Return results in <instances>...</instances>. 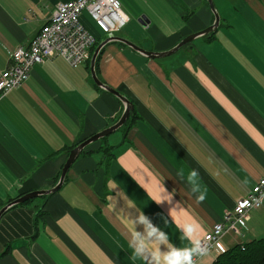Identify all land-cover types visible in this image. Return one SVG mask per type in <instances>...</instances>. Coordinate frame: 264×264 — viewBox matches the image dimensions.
<instances>
[{
  "label": "crops",
  "instance_id": "obj_1",
  "mask_svg": "<svg viewBox=\"0 0 264 264\" xmlns=\"http://www.w3.org/2000/svg\"><path fill=\"white\" fill-rule=\"evenodd\" d=\"M65 1L0 0V72ZM121 2L130 21L115 36L150 51H167L215 21L207 0ZM214 4L219 28L171 55L151 58L118 40L104 46L97 75L132 100L136 118L87 146L58 191L4 213L0 264H133L131 224L141 212L171 244L187 246L177 223L198 222L202 239L264 175V0ZM82 19L106 39L86 12ZM123 111L122 100L93 80L90 61L73 67L56 56L35 65L0 96V208L54 187L65 150ZM193 170L202 202L187 181ZM162 186L169 201H151ZM241 231L223 233L225 250L264 237V204ZM218 256L209 250L194 264Z\"/></svg>",
  "mask_w": 264,
  "mask_h": 264
},
{
  "label": "built area",
  "instance_id": "obj_2",
  "mask_svg": "<svg viewBox=\"0 0 264 264\" xmlns=\"http://www.w3.org/2000/svg\"><path fill=\"white\" fill-rule=\"evenodd\" d=\"M86 12L96 27L105 36H115L130 21L122 8L121 0H68L56 5L49 20L42 26L28 47H17L8 68L0 72V96L23 84L35 65L48 58L63 57L71 66L77 67L90 59V49L96 42L82 20ZM264 204V175L251 187L249 193L237 201L224 214L223 220L215 223L212 230L201 239L208 251L218 255L227 250L221 245V237L227 230L241 235L248 226L251 211ZM245 249V244L241 245ZM198 257H194L196 260Z\"/></svg>",
  "mask_w": 264,
  "mask_h": 264
},
{
  "label": "clouds",
  "instance_id": "obj_3",
  "mask_svg": "<svg viewBox=\"0 0 264 264\" xmlns=\"http://www.w3.org/2000/svg\"><path fill=\"white\" fill-rule=\"evenodd\" d=\"M197 176L198 173L193 170L187 176V181L191 185L192 193L196 194L197 202H202L206 198V193L201 189ZM149 195L151 201L158 204L170 199L164 186L156 195L151 193ZM137 225H143V230L138 231ZM176 227L183 239L188 242L187 246L178 247L171 244L169 235L153 225L143 212L134 218L129 241L133 264H194V257L207 254L208 248L200 238L201 225L198 222L177 223ZM161 246L164 250H161Z\"/></svg>",
  "mask_w": 264,
  "mask_h": 264
},
{
  "label": "water",
  "instance_id": "obj_4",
  "mask_svg": "<svg viewBox=\"0 0 264 264\" xmlns=\"http://www.w3.org/2000/svg\"><path fill=\"white\" fill-rule=\"evenodd\" d=\"M207 2L210 6V9L213 11V13L215 15L214 23L211 26H209L208 28H206L200 32L191 34V35L183 38L176 46H174L173 48H171L167 51H161V52L150 51V50H147L146 48H144L143 46H139V45L135 44L134 42H132L126 38L119 37V36H109L106 39H104L97 46L95 52L93 53V55L91 57V61H90V69H91L92 78L96 82L97 85L102 86L103 88H105L109 92L115 94L118 98H120L122 100V102L124 103V111H123L121 117L119 118V120L116 123H114L110 127H108L106 129L102 130L101 132H98L97 134H94L93 136H90L89 138L83 140L75 148L70 150V152L68 154V158H67V160H66V162L62 168L59 181L57 182V184L54 187L47 189V190H37V191L28 192V193L23 194L22 196L16 198L15 200L9 202L8 204L4 205L0 209V219L2 218L4 213L11 207L19 205L21 203H25L26 201L31 200L35 197L47 196V195H50V194L58 191L62 187V185L64 184L70 167L75 162V160L78 158V156L81 154V152L90 144H92V143L112 134L116 130L120 129L122 126L125 125L127 120L132 117V113L134 111V104H133L132 100L129 97L122 94L116 88H113L109 85H106L104 82H102L100 80V78L97 75L96 61H97L98 55L100 54V52L104 48V46L110 41L118 40V41H121V42L125 43L126 45L132 47L136 51L144 53L145 55H147L151 58L165 57V56L171 55V54L175 53L176 51H178L184 45L193 41L198 36L209 35V34L215 32L219 28L220 23H221V16H220L219 12L216 10L214 0H207ZM139 21L145 25H146V23L150 22V20L145 15H143Z\"/></svg>",
  "mask_w": 264,
  "mask_h": 264
},
{
  "label": "trees",
  "instance_id": "obj_5",
  "mask_svg": "<svg viewBox=\"0 0 264 264\" xmlns=\"http://www.w3.org/2000/svg\"><path fill=\"white\" fill-rule=\"evenodd\" d=\"M210 35H212V33L209 34V36ZM103 40H104L103 38H97L96 39V42L94 43V45L90 49L89 61H91V57H92L93 53L95 52L97 46ZM102 51H103V49L101 50L100 54L98 55V58L96 61V71H97L98 61H99V58L102 54ZM131 118H133V119H131ZM131 118H129L127 120V122L125 123V125H127V127L130 125V122L132 120L133 121L135 120L136 110L133 111ZM79 143H76V144L70 146L69 148H67V150H65L66 154H69L70 150L75 148ZM113 149H114V147H106V148H104V152L109 154V153H112L111 151ZM84 152L85 151L83 150L80 155H82ZM80 155L78 157H80ZM60 175H61V173L58 176L57 182L59 181ZM65 181H66V179H65ZM57 182H56V184H57ZM31 200H28L25 203H21L19 205L26 204V203L30 202ZM36 216H37V220H39L41 218L40 212H38L36 214ZM36 234H37V229H36ZM213 264H264V237L260 238V239H255V240L245 244V249H242L241 245L240 246L238 245L232 249L227 250L223 254L219 255L217 257V260Z\"/></svg>",
  "mask_w": 264,
  "mask_h": 264
},
{
  "label": "rangeland",
  "instance_id": "obj_6",
  "mask_svg": "<svg viewBox=\"0 0 264 264\" xmlns=\"http://www.w3.org/2000/svg\"><path fill=\"white\" fill-rule=\"evenodd\" d=\"M83 20V19H82ZM92 20V19H91ZM84 22V21H83ZM92 22L95 24V26H96V23H95V21L94 20H92ZM84 25L86 26V28L90 31V28L88 27V25L84 22ZM91 32V31H90ZM107 37H109V36H106V38ZM36 199H38L39 197H35ZM35 198H33V199H35Z\"/></svg>",
  "mask_w": 264,
  "mask_h": 264
}]
</instances>
